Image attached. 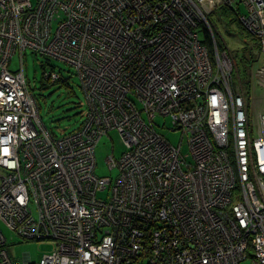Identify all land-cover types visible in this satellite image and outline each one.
Wrapping results in <instances>:
<instances>
[{
  "label": "built area",
  "instance_id": "obj_1",
  "mask_svg": "<svg viewBox=\"0 0 264 264\" xmlns=\"http://www.w3.org/2000/svg\"><path fill=\"white\" fill-rule=\"evenodd\" d=\"M223 6L264 50V0H0V219L52 246L15 262L0 229V264H264V66L247 84L234 76L240 58L211 20ZM26 49L76 70L87 103L76 131L43 123ZM112 129L125 149L106 158L117 175L100 176L95 147Z\"/></svg>",
  "mask_w": 264,
  "mask_h": 264
},
{
  "label": "rangeland",
  "instance_id": "obj_2",
  "mask_svg": "<svg viewBox=\"0 0 264 264\" xmlns=\"http://www.w3.org/2000/svg\"><path fill=\"white\" fill-rule=\"evenodd\" d=\"M244 12V6H241ZM211 20L219 30V34L226 42L228 48L233 51L235 59L243 57V59L251 61L254 57L252 66H264V50L249 51L246 46L253 43V39L244 34L243 28L234 24H226L222 21L219 11H215L211 15ZM200 35L203 33L200 31ZM19 51L15 52L8 61V68L11 71L16 70L20 66ZM24 74L28 83L29 90L34 94L39 107V115L43 123L50 129L54 135L62 136L69 132H74L80 128L84 119L87 103L76 70L71 65L36 53L30 49H26L22 55ZM54 68L59 71L62 80L52 82L50 78L44 77V72ZM260 89H257L254 96L261 95ZM251 93L245 90L248 106L250 103ZM254 101V111L258 109L257 100ZM145 116V114H143ZM171 118L169 116L156 115L153 120L155 130L167 138L173 145L178 146L180 143V151L182 154H189L188 143L185 135L181 130L171 128ZM125 147L118 132L114 129L103 134L98 140L95 147L96 174L100 176L115 177L118 173L117 168L109 169L106 158L113 155L118 158L124 151ZM187 159L190 156L187 155ZM103 199L107 198V191H99L97 193ZM0 229L5 235L6 249L11 259L15 262L22 261L25 253H28L31 261H38L43 253L49 251L52 246L47 242L38 243L35 240H26L9 230L4 222L0 219ZM240 264H251L250 258L240 262Z\"/></svg>",
  "mask_w": 264,
  "mask_h": 264
},
{
  "label": "trees",
  "instance_id": "obj_3",
  "mask_svg": "<svg viewBox=\"0 0 264 264\" xmlns=\"http://www.w3.org/2000/svg\"><path fill=\"white\" fill-rule=\"evenodd\" d=\"M219 13H221L222 21L225 22L226 24H234L236 26L238 25L241 28H243V26L240 24V22L238 20V13L236 12V10L233 9V7L223 6V7L219 8ZM243 30H244V34L246 36L251 37L254 41V37L250 33H248L244 28H243ZM251 44L254 46H252ZM254 48H259L258 45H256L254 42L253 43L251 42L246 46V49L249 51V53H251V55H252V51ZM252 61H254V57L251 59V61L243 59V57H240L239 65H237V71L234 73V76L242 78V80L244 81L245 84L248 83L249 71H250ZM23 68H24V66H23ZM59 80H62L61 75H60ZM58 81H56V82H58Z\"/></svg>",
  "mask_w": 264,
  "mask_h": 264
},
{
  "label": "water",
  "instance_id": "obj_4",
  "mask_svg": "<svg viewBox=\"0 0 264 264\" xmlns=\"http://www.w3.org/2000/svg\"><path fill=\"white\" fill-rule=\"evenodd\" d=\"M25 254H27V255H28V253H25Z\"/></svg>",
  "mask_w": 264,
  "mask_h": 264
}]
</instances>
